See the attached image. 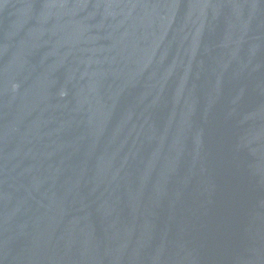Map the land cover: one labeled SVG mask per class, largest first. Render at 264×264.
I'll return each mask as SVG.
<instances>
[{"label": "water", "instance_id": "95a60500", "mask_svg": "<svg viewBox=\"0 0 264 264\" xmlns=\"http://www.w3.org/2000/svg\"><path fill=\"white\" fill-rule=\"evenodd\" d=\"M0 264H264V0H0Z\"/></svg>", "mask_w": 264, "mask_h": 264}]
</instances>
